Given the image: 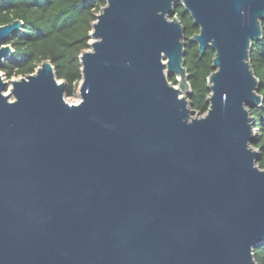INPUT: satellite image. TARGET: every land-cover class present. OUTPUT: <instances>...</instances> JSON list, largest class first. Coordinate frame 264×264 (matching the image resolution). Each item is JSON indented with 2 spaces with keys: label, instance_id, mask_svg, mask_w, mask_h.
I'll use <instances>...</instances> for the list:
<instances>
[{
  "label": "water",
  "instance_id": "95a60500",
  "mask_svg": "<svg viewBox=\"0 0 264 264\" xmlns=\"http://www.w3.org/2000/svg\"><path fill=\"white\" fill-rule=\"evenodd\" d=\"M177 4L198 53L214 50L202 116ZM263 19L264 0H106L77 104L49 61L8 95L0 73V264H254L264 169L248 106L262 102L250 53ZM22 25H0V63Z\"/></svg>",
  "mask_w": 264,
  "mask_h": 264
},
{
  "label": "trees",
  "instance_id": "16d2710c",
  "mask_svg": "<svg viewBox=\"0 0 264 264\" xmlns=\"http://www.w3.org/2000/svg\"><path fill=\"white\" fill-rule=\"evenodd\" d=\"M106 0H0V25L15 19L22 21L7 41L12 52L0 63V73L6 78L27 77L43 61L53 66L55 77L66 83L65 96H72L81 81L79 57L90 49L92 23ZM184 27V67L189 93L187 99L193 114L204 115L208 110L207 77L212 72L214 50L206 48L202 55L189 38L198 31L190 15L178 6L172 12ZM262 38L251 45L250 63L259 80L261 105L248 106L254 128L251 146L259 152L256 165L264 169V19ZM169 82L177 84L174 76ZM254 264H264V243L253 247Z\"/></svg>",
  "mask_w": 264,
  "mask_h": 264
},
{
  "label": "rangeland",
  "instance_id": "374dc122",
  "mask_svg": "<svg viewBox=\"0 0 264 264\" xmlns=\"http://www.w3.org/2000/svg\"><path fill=\"white\" fill-rule=\"evenodd\" d=\"M92 41V39L90 40V42ZM89 50V49H88ZM2 74V73H1ZM3 76V75H2ZM3 78H4V81H6L7 82V89H6V91L4 92V94L5 95H8L9 93H10V80H13V79H16V78H19V77H13V78H11V79H6L4 76H3ZM60 81H62V80H60ZM81 82V81H80ZM80 84V83H79ZM176 86H177V84H176ZM189 87H188V90H187V95H188V93H189ZM9 100L10 101H12L13 100V97L12 96H10V98H9ZM65 101L67 102V103H71V104H77L79 101H80V94H79V85H78V88H77V91L72 95V96H65ZM193 116H196V114H193Z\"/></svg>",
  "mask_w": 264,
  "mask_h": 264
},
{
  "label": "bare ground",
  "instance_id": "6f19581e",
  "mask_svg": "<svg viewBox=\"0 0 264 264\" xmlns=\"http://www.w3.org/2000/svg\"><path fill=\"white\" fill-rule=\"evenodd\" d=\"M93 41V40H92ZM91 41V42H92ZM36 75V73H33V76H35ZM25 79L27 78V77H24ZM16 79H19V78H16ZM10 89H11V86H10Z\"/></svg>",
  "mask_w": 264,
  "mask_h": 264
},
{
  "label": "flooded vegetation",
  "instance_id": "af4514ba",
  "mask_svg": "<svg viewBox=\"0 0 264 264\" xmlns=\"http://www.w3.org/2000/svg\"><path fill=\"white\" fill-rule=\"evenodd\" d=\"M178 6H182V5H181V4H177V6H176L175 8H177ZM175 8H174V9H175ZM186 13H187V12H186Z\"/></svg>",
  "mask_w": 264,
  "mask_h": 264
}]
</instances>
